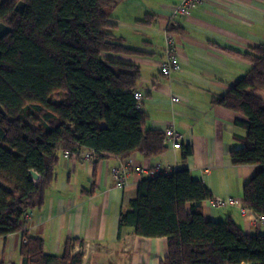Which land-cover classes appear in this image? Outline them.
Wrapping results in <instances>:
<instances>
[{
	"label": "trees",
	"instance_id": "1",
	"mask_svg": "<svg viewBox=\"0 0 264 264\" xmlns=\"http://www.w3.org/2000/svg\"><path fill=\"white\" fill-rule=\"evenodd\" d=\"M126 0H0V239L24 232L25 218L46 203L59 154L93 151L99 161L146 159L167 150L165 134L148 126L134 92L141 69L108 56L136 55L117 43L110 12ZM24 8L16 11L19 4ZM149 16L145 23L150 22ZM172 32H180L175 25ZM252 68L215 103L240 115L246 131L230 158L255 175L243 188L244 208L264 217V45L245 55ZM60 95V96H59ZM59 96L58 99H54ZM183 160L192 155L185 146ZM6 186V188L4 187ZM213 196L186 169L143 179L135 198L120 209L125 229L167 241L161 264H264V235L247 234L228 219L204 218ZM24 264H83L67 242L60 256L44 240L24 235Z\"/></svg>",
	"mask_w": 264,
	"mask_h": 264
},
{
	"label": "crops",
	"instance_id": "2",
	"mask_svg": "<svg viewBox=\"0 0 264 264\" xmlns=\"http://www.w3.org/2000/svg\"><path fill=\"white\" fill-rule=\"evenodd\" d=\"M181 0H126L111 10L117 43L136 55L109 58L141 69L137 91L148 126L165 133L169 128L182 136V146L192 155L183 160V147L146 159L134 154L127 160L83 156L67 159L59 154L56 177L47 191L46 203L30 212L32 221L24 232L0 239V264H24V235L44 240L45 253L60 256L67 242L84 241L92 247L83 264H161L168 254L167 241L136 236L131 229L120 234V209L136 196L140 182L157 165L172 173L189 170L203 182L213 199L204 203L210 222L228 219L247 234H263L264 225L244 208L243 188L256 173L250 166L236 167L230 153L240 147L236 137L246 131L235 125L240 115L219 106L224 96L252 68L245 55L264 45V0H202L188 17L173 15ZM151 16L152 20L143 23ZM180 71L165 76L161 64L167 59L166 32L173 26ZM175 98L180 102L176 103ZM127 167L129 177L118 188L113 174ZM232 199L236 205L213 206V200ZM83 246L73 245L71 255Z\"/></svg>",
	"mask_w": 264,
	"mask_h": 264
},
{
	"label": "built area",
	"instance_id": "3",
	"mask_svg": "<svg viewBox=\"0 0 264 264\" xmlns=\"http://www.w3.org/2000/svg\"><path fill=\"white\" fill-rule=\"evenodd\" d=\"M202 4V0H181V3L175 7L173 15H178L181 17H188L190 12L196 6ZM166 43H167V59L161 64V72L165 76H169L172 72L180 71V61L177 53V42L175 33L172 30L166 32ZM136 101L138 102L139 109H142L143 96L139 91L134 92ZM176 103L180 102L179 98H175ZM165 136L167 141L171 144L172 148L175 150L181 149L182 146V136L177 133L174 129L169 128L165 131ZM64 156L69 159L70 157H77V155H72L69 152H65ZM84 159L89 162L91 159H95V153L93 151H87L83 154ZM167 172V168L162 165H157L154 169L148 172V177H154L156 175ZM116 185L118 188H124L126 181L129 177V170L127 167H123L121 170L115 171L113 174ZM238 202H235L232 199L223 200L216 198L213 200V206L221 207L225 205H236ZM249 211L245 208L242 209V214L247 215ZM32 221V216L28 215L25 218L26 226L29 222ZM258 222L264 225V217L258 219ZM26 228V227H25ZM24 244H27V240L24 239ZM81 250H88V246H83Z\"/></svg>",
	"mask_w": 264,
	"mask_h": 264
},
{
	"label": "water",
	"instance_id": "4",
	"mask_svg": "<svg viewBox=\"0 0 264 264\" xmlns=\"http://www.w3.org/2000/svg\"><path fill=\"white\" fill-rule=\"evenodd\" d=\"M24 8V4L21 3L18 5V7L16 8V11H21ZM11 32V29L9 27H7L4 24H0V41L5 38L9 33ZM0 113L2 115H5L4 110L2 109V107L0 106Z\"/></svg>",
	"mask_w": 264,
	"mask_h": 264
},
{
	"label": "rangeland",
	"instance_id": "5",
	"mask_svg": "<svg viewBox=\"0 0 264 264\" xmlns=\"http://www.w3.org/2000/svg\"><path fill=\"white\" fill-rule=\"evenodd\" d=\"M59 96H55L54 99H58ZM262 96L264 97V92L262 93ZM4 187L6 188V186H4ZM92 250H93V248L88 246V250L87 251L86 250H81V252L79 254H81V256H83V259H85V257L87 258L88 255L90 254V251H92Z\"/></svg>",
	"mask_w": 264,
	"mask_h": 264
}]
</instances>
